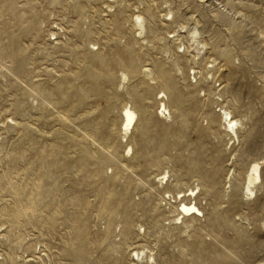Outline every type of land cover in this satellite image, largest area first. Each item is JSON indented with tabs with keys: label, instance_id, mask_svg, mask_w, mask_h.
<instances>
[{
	"label": "rangeland",
	"instance_id": "obj_1",
	"mask_svg": "<svg viewBox=\"0 0 264 264\" xmlns=\"http://www.w3.org/2000/svg\"><path fill=\"white\" fill-rule=\"evenodd\" d=\"M110 1L0 0V264H264V173L243 192L264 156V0ZM194 20L200 65L166 33ZM190 190L203 217L181 225Z\"/></svg>",
	"mask_w": 264,
	"mask_h": 264
},
{
	"label": "bare ground",
	"instance_id": "obj_2",
	"mask_svg": "<svg viewBox=\"0 0 264 264\" xmlns=\"http://www.w3.org/2000/svg\"><path fill=\"white\" fill-rule=\"evenodd\" d=\"M119 1L120 0H112L110 1V3L119 4ZM107 8L109 9L112 7L107 5ZM167 16H170V19H169L170 22L173 21L172 12L166 13L164 17L166 18ZM164 21H167V20H164ZM160 22L162 23L163 21H160ZM146 24L147 23L145 19L142 17V15L137 14L133 16V27L135 29L136 34L138 33V36L141 37L144 34V32L146 31ZM186 24L179 25L178 26L179 28L177 27L179 31H173L172 33L166 32V33L168 35H172L170 39L172 41V44L175 45L176 49H179L182 47L183 53L191 57V60L189 61H192L196 65H200L201 63H203V61H206L207 54H208V44L203 39L204 32H202V30L199 28V23L196 20H194L193 23L190 25H186ZM161 25L165 27L168 26V24H165V23H162ZM182 34H184V36H182ZM183 40L186 42V45L182 43ZM193 71H194L193 79L195 80V83H197V77L199 76V78H201L202 73L199 71L195 72L194 69ZM179 72L181 73V75H183L180 69H179ZM142 73H143L144 78H149L151 75V72L149 70L147 71L144 70L142 71ZM206 75H210V77L212 76V79H213V75L209 71L206 73ZM189 78H190V74H189ZM186 88L189 89L190 86H186ZM163 98L165 99L167 98V95L165 92H163L162 97L160 98V106H159L158 111L161 109V112L159 113L162 116H164L165 114H167V116H170V109L164 103ZM221 113H222V116L215 117V119L218 120L219 122V126L221 129V135L223 137L228 138L229 142H231V145L236 144V142L240 145V143L244 140L245 137L247 138L250 136L251 131L250 130L245 131V129H243V123L241 122L243 120H240L234 117L231 111L223 110ZM121 117H122V125H121L120 130L124 131L125 133L131 132L134 129L135 124L137 122V118H138L136 110L133 109L132 107H127L126 109H124ZM129 150L132 152L131 147H129ZM263 173H264V156H262V158L260 157L256 159L254 158L250 162L249 169L247 171V176L245 178L246 179L245 184L243 186V192H245L246 195H249V196L255 195L256 185L258 182H261V177ZM228 185H229L228 189H231L230 178L228 181ZM228 189H226L225 192ZM198 194L199 192L194 193V190H190V195L188 196L183 195L180 197L179 207L181 206V210L183 212L181 213L184 214V217H182L180 221L181 225L185 224V219H184L185 217H188L189 220H191V224L193 223L194 219L197 218V215H201L203 217L202 212L196 206V204L195 203L192 204V201L187 202L186 200V198L188 197L190 198L192 197L193 199H196ZM172 199H175V198L172 197ZM167 205H170V203H167ZM181 213H179V215H181ZM134 253H135L136 259H134V257H131V262L129 264H137L138 261H140V264H156L154 255L151 251H148V254H147L144 252V249H143L142 252L138 251Z\"/></svg>",
	"mask_w": 264,
	"mask_h": 264
}]
</instances>
